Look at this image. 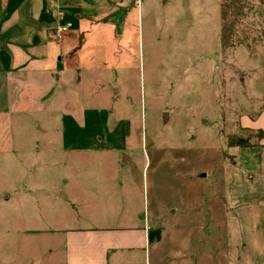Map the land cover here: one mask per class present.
<instances>
[{"label":"rangeland","instance_id":"374dc122","mask_svg":"<svg viewBox=\"0 0 264 264\" xmlns=\"http://www.w3.org/2000/svg\"><path fill=\"white\" fill-rule=\"evenodd\" d=\"M103 2L109 5L106 0L99 4ZM220 2L137 0L115 8L106 22L90 28L77 53L87 64L78 73L79 82L74 83L70 72L60 83V96L66 98L59 105L64 108L63 126H51L44 114L39 117L48 126L45 134L53 135L49 145L56 153L59 182L67 172V151L86 152L71 159L79 169L89 164L108 168L120 152L126 170L119 178L133 187L135 183V191L143 181L148 199L156 194L168 202L165 194L172 193L176 202L182 191L183 205L194 202L199 189L206 204L211 184L219 180L221 188L226 158L221 160L220 154L235 150L225 145L226 133L250 134L255 142L264 139L239 123L244 115L252 118L264 110V0H246L233 42L224 49ZM8 127L0 119V264H38L32 261L38 253H44L46 264L50 240L29 229L40 228L42 211L51 212L50 187L56 180L47 172L48 160L41 161V169L36 161L18 163L27 146L16 145L17 137L10 140ZM60 130L66 135L63 146L57 139ZM98 150L101 155L95 156ZM25 176L31 182L24 188ZM211 214L204 216L200 233L207 264H215L213 250L224 256L227 251L224 225L220 229L216 224L215 236ZM226 262L224 257L217 264Z\"/></svg>","mask_w":264,"mask_h":264},{"label":"crops","instance_id":"0c3cea01","mask_svg":"<svg viewBox=\"0 0 264 264\" xmlns=\"http://www.w3.org/2000/svg\"><path fill=\"white\" fill-rule=\"evenodd\" d=\"M100 1L104 0H0V119L9 124L8 138L17 137L16 145L27 146L18 163L36 161L41 169V161L48 160L47 172L56 180L50 187L51 212L42 211L40 228L29 229L50 240L46 264H207L206 241L200 233L204 216L211 213L210 228L215 235L216 224L220 229L224 225L227 243L226 256L213 250L211 261L222 263L225 257L226 264H264V139L249 146L228 145L225 135V145L235 150L220 154L221 160L226 158L223 181L221 188L219 180L211 184L206 204L199 189L195 201L183 205L182 191L176 202L172 193L165 194L168 202L156 194L148 199L143 181L135 191V183L133 187L119 178L126 170L119 162L120 152L108 168L89 164L79 169L71 159L74 153L83 157L86 152L67 151V172L59 182L56 153L49 145L53 135L45 134L48 126L39 117L44 114L51 126H63L64 108L59 105L66 98L60 96V83L70 72L74 83L79 82L78 73L87 64L77 53L90 28L106 22L115 8L137 4L106 0V6ZM58 25L67 28L61 38H54ZM239 123L249 132L264 131V110L252 118L244 115ZM58 135L63 146L66 135L61 130ZM96 152L101 155V150ZM33 177L40 180V175ZM30 182L25 176L24 188ZM44 205L38 203L40 208ZM157 230L158 237L150 239L148 233ZM221 236L214 237L215 246ZM43 257L44 253L32 255V261L45 264Z\"/></svg>","mask_w":264,"mask_h":264},{"label":"trees","instance_id":"16d2710c","mask_svg":"<svg viewBox=\"0 0 264 264\" xmlns=\"http://www.w3.org/2000/svg\"><path fill=\"white\" fill-rule=\"evenodd\" d=\"M246 0H221L219 3V10H220V34L219 40L221 48H226L230 46L233 42V35H234V26L235 22L240 16V14L244 11V5ZM261 135H264L263 130H257ZM252 135L250 134H242L240 132H228L226 133V144H235V145H253L255 140H251ZM158 230L154 234V237L157 238ZM148 237L151 239L152 235L149 232Z\"/></svg>","mask_w":264,"mask_h":264},{"label":"built area","instance_id":"2783aa9c","mask_svg":"<svg viewBox=\"0 0 264 264\" xmlns=\"http://www.w3.org/2000/svg\"><path fill=\"white\" fill-rule=\"evenodd\" d=\"M67 28V25H58L55 26V28L53 29V37L54 38H61L62 35L64 34L65 29Z\"/></svg>","mask_w":264,"mask_h":264},{"label":"water","instance_id":"95a60500","mask_svg":"<svg viewBox=\"0 0 264 264\" xmlns=\"http://www.w3.org/2000/svg\"><path fill=\"white\" fill-rule=\"evenodd\" d=\"M165 114H166V111L164 110V111L162 112V116L165 117Z\"/></svg>","mask_w":264,"mask_h":264}]
</instances>
